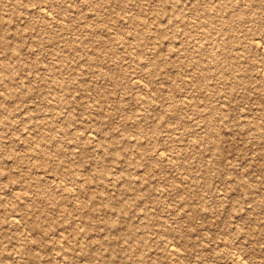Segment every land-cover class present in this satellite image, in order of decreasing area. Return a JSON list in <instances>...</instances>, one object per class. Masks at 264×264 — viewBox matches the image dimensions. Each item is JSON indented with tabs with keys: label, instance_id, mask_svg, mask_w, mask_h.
I'll return each mask as SVG.
<instances>
[{
	"label": "rangeland",
	"instance_id": "374dc122",
	"mask_svg": "<svg viewBox=\"0 0 264 264\" xmlns=\"http://www.w3.org/2000/svg\"><path fill=\"white\" fill-rule=\"evenodd\" d=\"M0 264H264V0H0Z\"/></svg>",
	"mask_w": 264,
	"mask_h": 264
},
{
	"label": "bare ground",
	"instance_id": "6f19581e",
	"mask_svg": "<svg viewBox=\"0 0 264 264\" xmlns=\"http://www.w3.org/2000/svg\"><path fill=\"white\" fill-rule=\"evenodd\" d=\"M123 207V206H122ZM122 209V208H121ZM17 219V218H16ZM110 224V223H109ZM129 231H131V229L129 230ZM132 235H133V233H132ZM101 241H103V240H101ZM115 257V256H114Z\"/></svg>",
	"mask_w": 264,
	"mask_h": 264
}]
</instances>
